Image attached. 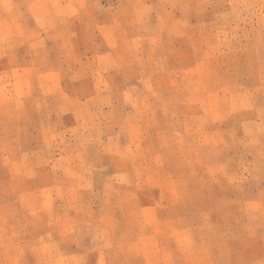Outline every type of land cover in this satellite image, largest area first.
Returning a JSON list of instances; mask_svg holds the SVG:
<instances>
[{"label":"rangeland","instance_id":"374dc122","mask_svg":"<svg viewBox=\"0 0 264 264\" xmlns=\"http://www.w3.org/2000/svg\"><path fill=\"white\" fill-rule=\"evenodd\" d=\"M0 264H264V0H0Z\"/></svg>","mask_w":264,"mask_h":264}]
</instances>
